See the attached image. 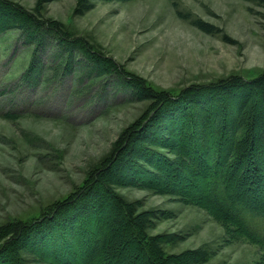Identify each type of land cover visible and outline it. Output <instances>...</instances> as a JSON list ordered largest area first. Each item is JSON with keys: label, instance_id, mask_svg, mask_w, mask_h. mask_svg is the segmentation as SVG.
<instances>
[{"label": "rangeland", "instance_id": "374dc122", "mask_svg": "<svg viewBox=\"0 0 264 264\" xmlns=\"http://www.w3.org/2000/svg\"><path fill=\"white\" fill-rule=\"evenodd\" d=\"M6 1L62 26L84 48L60 40L45 25L0 34V227L30 222L76 195L93 172L112 160L123 140L127 144L117 161L129 158L132 164L136 156H147L141 152L147 126L135 129L149 109L161 105L159 90L176 95L195 85H217L235 76L255 78L264 71V0ZM29 37L43 40L45 50L33 56ZM87 46L113 57L128 75L154 88L152 94L145 95L139 82L129 81L112 64L91 57ZM32 60L37 66L25 78ZM218 93L216 100L226 96ZM234 94L230 91L229 96ZM204 95L192 97L199 101ZM178 105L163 102L157 115L164 108L168 112L161 118L171 122L168 114ZM212 115L208 121L216 117ZM174 134L171 146L179 149L183 126ZM153 150L175 157L164 147ZM196 166L199 171L203 163ZM198 171L189 176L193 189L204 186ZM259 171L263 173L255 181L244 178L248 193L264 194V168ZM130 173L137 176L134 185L117 190L137 201L138 211L151 215L150 235L171 237L163 245L168 254L201 250L207 257L198 264H264L258 245L239 238L208 209L146 188L141 173ZM115 240L122 242V237ZM29 264L44 263L33 259Z\"/></svg>", "mask_w": 264, "mask_h": 264}, {"label": "trees", "instance_id": "16d2710c", "mask_svg": "<svg viewBox=\"0 0 264 264\" xmlns=\"http://www.w3.org/2000/svg\"><path fill=\"white\" fill-rule=\"evenodd\" d=\"M32 25L43 28L45 25L57 33L60 40L84 48L83 43L79 44L81 40L68 38L62 26L50 20H40L35 13L20 5L0 0V34L6 29H28ZM29 39L34 46L33 56L39 50H45L43 40ZM86 48L91 57L112 64L129 81L139 82L137 85L145 95L152 94L154 88L128 75L113 57H103L100 52L88 46ZM36 66L32 60L25 78L31 75ZM218 91L226 93L224 99L216 100L217 96L214 95ZM230 91H236L234 97L229 96ZM200 93L205 95L195 101L192 96ZM156 96L161 105L149 109L135 129L138 132L147 126L143 138L145 149L141 150L147 156H136L132 164H129V158L117 161L119 151L127 144L123 140L110 155L112 160L93 172L76 195L56 202L52 210L30 222H10L1 226L0 264H29L33 259L44 264L203 262L207 257L205 251L168 254L163 245L171 242V237L148 233V228L152 226L151 215L138 211L139 203L128 200L117 190L119 186L134 185L137 176L133 177L131 170L143 175L140 181L146 188L157 193L176 194L188 204L208 209L216 218L229 224L230 230L239 238L258 245L264 252V194L248 193L244 179L255 181L263 173L257 172L258 169L264 168V71L255 78L235 76L217 85H195L176 95L159 90ZM184 99L186 105H178ZM163 102L168 103L169 107L178 105L177 111L168 114L172 115L171 122L162 120L161 114L166 112L164 108L157 115ZM212 112L216 115L215 120L208 121L213 118ZM181 125L185 137L184 141L177 139L179 149H175L171 144L177 137L175 130ZM225 129L228 130L226 135ZM215 133L218 139L213 138ZM156 141H161V144ZM154 147H164L175 157H166L160 152L153 154ZM154 159L161 163L154 162ZM115 160V167L107 172L106 169ZM142 161L147 168L144 167L146 164H140ZM196 162L203 163L201 171L196 170ZM197 171L203 174L205 182L202 188L193 189L191 186L195 182L189 176L190 173L197 176ZM99 173L101 180H97ZM107 206L112 208L110 215L107 214ZM110 227L115 228L110 230ZM117 236L122 237V242L115 240Z\"/></svg>", "mask_w": 264, "mask_h": 264}]
</instances>
